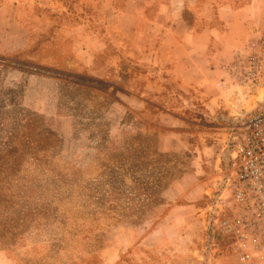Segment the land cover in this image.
Instances as JSON below:
<instances>
[{"label":"rangeland","instance_id":"374dc122","mask_svg":"<svg viewBox=\"0 0 264 264\" xmlns=\"http://www.w3.org/2000/svg\"><path fill=\"white\" fill-rule=\"evenodd\" d=\"M31 56L0 57V264H264L206 248L224 112L152 63L97 76Z\"/></svg>","mask_w":264,"mask_h":264},{"label":"crops","instance_id":"0c3cea01","mask_svg":"<svg viewBox=\"0 0 264 264\" xmlns=\"http://www.w3.org/2000/svg\"><path fill=\"white\" fill-rule=\"evenodd\" d=\"M263 26L264 0H0V57L30 51L42 66L97 76L115 74L122 58L152 63L207 111L225 113L235 106L227 64ZM171 135L159 134V149Z\"/></svg>","mask_w":264,"mask_h":264},{"label":"built area","instance_id":"2783aa9c","mask_svg":"<svg viewBox=\"0 0 264 264\" xmlns=\"http://www.w3.org/2000/svg\"><path fill=\"white\" fill-rule=\"evenodd\" d=\"M256 34L227 64L235 88L233 110L220 115L228 171L204 230L209 252L222 244L241 263L264 253V26Z\"/></svg>","mask_w":264,"mask_h":264}]
</instances>
